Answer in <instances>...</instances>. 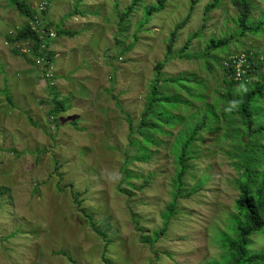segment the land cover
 <instances>
[{
	"label": "rangeland",
	"instance_id": "1",
	"mask_svg": "<svg viewBox=\"0 0 264 264\" xmlns=\"http://www.w3.org/2000/svg\"><path fill=\"white\" fill-rule=\"evenodd\" d=\"M40 1L26 0L33 9ZM132 1L117 0V9L113 0H51L53 27L78 32L49 43L57 77L52 84L45 80V67L27 59L31 43L19 48L27 58L13 53L8 37L27 20L8 0H0V264L230 263L228 255L222 258L220 242L229 235L237 238L238 173L229 152H238L224 140L225 131L200 134L195 144L199 159L189 163L185 196L157 242L154 234L164 227L163 215L173 200L177 166L171 144L181 127L150 149L147 162L130 161L138 155L131 142L140 138L133 131L157 76L189 80L181 96L191 101L195 115L186 118L196 122L207 96L212 100L231 93L242 100L252 89V83L230 87L224 81L222 51L210 49L213 57L206 55L212 39L231 38L238 31L237 12L231 0H224L207 22L204 10L214 0H200L193 10L192 0H172L140 27L146 7L156 0H144L123 18ZM252 2V18L259 21L264 0ZM187 17L167 59L170 34ZM202 27V39L193 40L188 50L192 59H180L189 37ZM232 42V49L252 47L264 60V33ZM160 63L164 66L157 70ZM54 87L66 106L57 124L49 117ZM226 106L219 100L221 127L227 123L221 114ZM208 113L210 127L217 125L214 110ZM251 113L264 125V101H255ZM233 120L243 132L241 120ZM87 216L104 237L94 232ZM247 249L264 252V234H255Z\"/></svg>",
	"mask_w": 264,
	"mask_h": 264
},
{
	"label": "trees",
	"instance_id": "2",
	"mask_svg": "<svg viewBox=\"0 0 264 264\" xmlns=\"http://www.w3.org/2000/svg\"><path fill=\"white\" fill-rule=\"evenodd\" d=\"M116 8L118 9L117 0H113ZM172 0H156L155 4L148 6L145 9V17L140 24V27L146 25L154 14H157L167 7V4ZM224 0H214L207 4L205 7V21L208 22L209 14L217 10ZM10 5L14 7L19 14L27 20V23L23 28L12 38L8 37V42L13 45V53L20 56L28 57L27 54L21 52L16 45L31 43L32 46L28 53H31V58H27L31 63L36 64V59L40 56L49 55L53 61L54 52L49 51V43L42 39V33L39 30L41 27L46 32L51 30L56 33L57 37H73L78 32H72L70 30H63L62 25L53 27L52 21L48 18V11L51 6V0H41L39 5L33 9L28 6L26 0H8ZM144 0H133L127 12L124 13L123 18L129 16L134 8L143 3ZM200 0H192L191 10L197 5ZM237 15L235 18V25L237 26V32L231 38L226 39H212L210 44H207L206 55L212 58L210 54L211 50L222 51L225 55V59H222L221 68L223 69L224 81L229 86H249L250 91L244 96L242 100L233 98L231 93L222 94L219 93V97L213 98L207 96L201 101V111L199 115L201 117L199 122L190 121L188 117H193L190 111V103L187 97L182 98L181 93L187 89L186 83L189 81L187 78H172L166 79L158 77L151 86V93L147 99V108L141 117L139 124L134 129L133 133L139 135V140L131 142V145L136 147L138 153L131 161L147 162L152 158L153 152L150 151L153 147H159L164 144L163 137L173 136V131L177 127H181L179 131L174 135V142L171 144V153L176 162L177 170L175 178L173 180L174 192L173 200L168 205L166 212L163 215L164 227L155 232L154 242L163 238L171 224L172 219L177 215V204L181 197H184L185 179L189 169V163L199 159L196 152V143L200 142V134L202 132H224V140H230L231 144L237 146L235 149L238 154L234 155L235 151H230L231 160L233 166L238 173L237 189L239 191V197L236 201L237 216L233 223V232L237 238L233 236H226L227 240L223 242V238L220 242V247L224 252L223 259L230 258L229 264H264V252L251 254L247 247L251 243L252 237L257 233L264 234V125L262 122L254 118L251 113L253 103L257 100L264 101V77L263 68L264 60L262 52L256 49L239 48L238 50L232 49V40L234 37L240 38L246 35L259 36L264 33V10L262 12L259 21H254L252 18L254 6L252 0H231ZM43 5L45 10L40 11V6ZM191 15H189L190 17ZM187 17L184 21L178 24L173 32L170 34L169 44L167 47V59L172 56L173 46L179 38V31L185 27L189 21ZM40 22L41 26L34 29L36 22ZM205 27L189 37L186 45L183 47L180 53V59L187 58L192 59V55L188 53L190 44L193 40H201V32ZM56 30V31H55ZM46 45V49L43 53L40 52L41 46ZM132 48V47H131ZM238 55H244L246 64V74L241 79H235L236 63L235 58ZM205 58V54H203ZM164 63H160L156 66L157 70L162 69ZM168 86L175 88L176 93H171ZM207 86V85H206ZM51 94L53 99V107L50 109L49 117L54 118V123L57 124L56 117L61 112H66V106L64 101L59 98V93L54 91ZM52 90V88H51ZM209 91L207 87V92ZM187 93V92H186ZM189 93V92H188ZM193 95V94H192ZM208 95V94H207ZM175 96V97H174ZM197 97V96H195ZM194 97L192 96V99ZM227 104V106L221 111V114L225 116L227 123L225 127H221L220 118L217 115L219 110V100ZM188 105L186 106L185 104ZM229 104V105H228ZM234 104V107L231 105ZM172 105V108L168 106ZM189 108V109H188ZM170 111H169V110ZM214 110L216 117L219 119L217 125L210 127V115L209 110ZM228 109V111H227ZM175 112H183L182 114H175ZM195 112V111H193ZM166 113H169L170 118H167ZM189 115V116H188ZM186 116H188L186 118ZM235 116V117H234ZM233 119L241 120L243 125V132L239 129V125L234 123ZM233 120V121H232ZM130 123H132L130 121ZM217 128V130H214ZM133 129V128H132ZM217 134V133H216ZM193 147V149H192ZM235 161V162H234ZM127 167V164H126ZM124 173H126L124 171ZM127 176L130 175L128 174ZM195 189L187 196H192L197 192ZM77 197V196H76ZM81 204V203H79ZM84 212V211H82ZM90 227L94 232L102 237L105 233L100 230L93 218L87 216Z\"/></svg>",
	"mask_w": 264,
	"mask_h": 264
},
{
	"label": "built area",
	"instance_id": "3",
	"mask_svg": "<svg viewBox=\"0 0 264 264\" xmlns=\"http://www.w3.org/2000/svg\"><path fill=\"white\" fill-rule=\"evenodd\" d=\"M41 10H45V7H43V5L40 6V11ZM39 26H41V23L37 21L36 25H34V29L39 27ZM39 30L42 33V36H41L42 39H44V36H46L45 40H47L46 41L47 43H50L51 41L56 39V33L53 32L52 30L50 32H46L43 27H41ZM27 45H29V44H27ZM45 49H46V45H42L40 52L43 53ZM22 52L25 53V50L23 51V49H22ZM28 52H29V50H28ZM234 58H235V63H236V72L234 75H235V79L238 80V79H241L242 76H244L246 74V69L244 68V66L246 64V59H245L244 55H238ZM36 63L42 64L43 67H45V69H44L45 80L48 83L51 82L52 84H54V82H57V77L55 74V66H54L51 58L49 57V55L38 57L36 59Z\"/></svg>",
	"mask_w": 264,
	"mask_h": 264
},
{
	"label": "clouds",
	"instance_id": "4",
	"mask_svg": "<svg viewBox=\"0 0 264 264\" xmlns=\"http://www.w3.org/2000/svg\"><path fill=\"white\" fill-rule=\"evenodd\" d=\"M39 5V4H38ZM57 39V38H56ZM55 40V39H54ZM26 44V43H25ZM25 44H19V46H18V48H20V46H22L23 45V47H24V45ZM29 45H31L32 46V44H29ZM31 46H30V48H31ZM49 51H51L50 49H49ZM51 52H54V51H51ZM55 53V52H54ZM53 58H54V56H53ZM53 62V64H54V61H52Z\"/></svg>",
	"mask_w": 264,
	"mask_h": 264
},
{
	"label": "bare ground",
	"instance_id": "5",
	"mask_svg": "<svg viewBox=\"0 0 264 264\" xmlns=\"http://www.w3.org/2000/svg\"><path fill=\"white\" fill-rule=\"evenodd\" d=\"M56 31V30H55Z\"/></svg>",
	"mask_w": 264,
	"mask_h": 264
}]
</instances>
